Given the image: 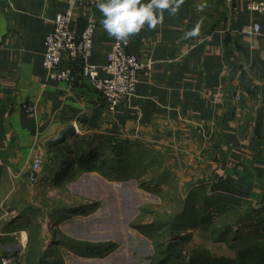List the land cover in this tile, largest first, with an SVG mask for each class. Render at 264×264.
I'll list each match as a JSON object with an SVG mask.
<instances>
[{"label":"crops","instance_id":"1","mask_svg":"<svg viewBox=\"0 0 264 264\" xmlns=\"http://www.w3.org/2000/svg\"><path fill=\"white\" fill-rule=\"evenodd\" d=\"M72 5L74 29L96 24L88 63L101 70L122 42L103 29L98 8H85L84 0H0V209L22 207L27 190L38 199L31 214L17 215L20 222L0 228V236L23 244L18 226L39 215L41 194L94 171L104 145L115 163L116 154L141 149L150 160L171 163L178 175L206 174L223 161L226 189L239 187L264 211V15L227 0H183L176 14L165 10L162 25L130 38L128 52L152 69L111 113L80 70L65 83L49 80L43 67L54 20ZM255 23L262 27L258 35L246 29ZM69 127L76 136L54 144ZM39 155L43 166L35 173ZM31 177L37 182L29 187Z\"/></svg>","mask_w":264,"mask_h":264},{"label":"rangeland","instance_id":"2","mask_svg":"<svg viewBox=\"0 0 264 264\" xmlns=\"http://www.w3.org/2000/svg\"><path fill=\"white\" fill-rule=\"evenodd\" d=\"M101 151L94 171L41 194L39 215L17 227L23 244L0 236V264H190L236 261L254 248L264 254V211L239 187L227 190L223 161L206 174L178 175L141 149L116 152L119 163L106 145ZM27 192L22 207L0 209V228L31 214L38 199Z\"/></svg>","mask_w":264,"mask_h":264},{"label":"built area","instance_id":"3","mask_svg":"<svg viewBox=\"0 0 264 264\" xmlns=\"http://www.w3.org/2000/svg\"><path fill=\"white\" fill-rule=\"evenodd\" d=\"M244 1L250 12L264 15V0H227L235 4ZM97 0H84V7L96 9ZM74 6L59 13L54 20V30L45 41L43 67L48 79L56 82L73 83L77 70L86 78L96 91L101 93L107 103L108 110L114 113L121 103L136 93L143 73H149L152 63L141 62L128 52V43L116 44L107 57L106 65L100 70L88 63L93 53L96 24L90 20L83 30L72 27ZM258 35L262 31L260 24L255 23L246 28ZM3 46L0 41V50ZM67 66L62 68V63ZM104 74V78L101 77ZM239 100V98H238ZM25 112L35 113L33 105H25ZM43 156L39 155L33 163V171L39 173L43 166ZM33 182L37 181L31 177ZM8 261H4L7 264Z\"/></svg>","mask_w":264,"mask_h":264},{"label":"clouds","instance_id":"4","mask_svg":"<svg viewBox=\"0 0 264 264\" xmlns=\"http://www.w3.org/2000/svg\"><path fill=\"white\" fill-rule=\"evenodd\" d=\"M183 0H97L102 27L110 37L127 44L145 26L156 29L164 22V11L176 14ZM195 31L190 35H195Z\"/></svg>","mask_w":264,"mask_h":264},{"label":"trees","instance_id":"5","mask_svg":"<svg viewBox=\"0 0 264 264\" xmlns=\"http://www.w3.org/2000/svg\"><path fill=\"white\" fill-rule=\"evenodd\" d=\"M88 250V249H87ZM89 252V250L87 251ZM101 254L100 250H96L94 254L90 256H96ZM190 264H264V254L261 253L260 249L254 248L250 250L244 251L240 255V259L233 261V260H207L205 262L193 261Z\"/></svg>","mask_w":264,"mask_h":264},{"label":"water","instance_id":"6","mask_svg":"<svg viewBox=\"0 0 264 264\" xmlns=\"http://www.w3.org/2000/svg\"><path fill=\"white\" fill-rule=\"evenodd\" d=\"M77 134V130L75 127H69L67 128L62 134L61 136L56 139L53 143L54 144H62L64 143L68 138H72L75 137Z\"/></svg>","mask_w":264,"mask_h":264}]
</instances>
